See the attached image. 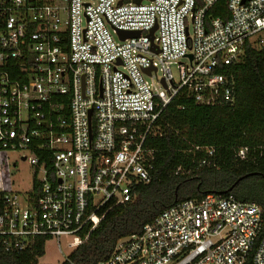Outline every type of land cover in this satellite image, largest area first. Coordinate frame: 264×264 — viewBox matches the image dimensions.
I'll return each mask as SVG.
<instances>
[{
	"label": "built area",
	"instance_id": "obj_1",
	"mask_svg": "<svg viewBox=\"0 0 264 264\" xmlns=\"http://www.w3.org/2000/svg\"><path fill=\"white\" fill-rule=\"evenodd\" d=\"M137 1L0 0V151L23 153L34 170L24 194L0 181L4 252L33 251L44 238L65 255V237L74 252L84 229L152 181L164 109L179 96L233 104L230 71L247 45L264 50V0H228V19L210 15L220 0ZM195 151L200 167L216 166L215 148ZM99 264H264V210L233 194L186 200Z\"/></svg>",
	"mask_w": 264,
	"mask_h": 264
},
{
	"label": "trees",
	"instance_id": "obj_2",
	"mask_svg": "<svg viewBox=\"0 0 264 264\" xmlns=\"http://www.w3.org/2000/svg\"><path fill=\"white\" fill-rule=\"evenodd\" d=\"M227 2L220 0L210 15L228 19ZM230 72L236 81L233 104L205 107L179 96L164 109L162 136L150 141L155 150L152 181L139 187L135 202L113 208L90 234V226L84 229L80 235L88 239L70 255L71 263L63 264L104 262L121 239L142 234L166 209L210 193L233 194L264 210V50L247 45ZM196 147L215 148L216 166L200 167L204 152ZM245 147L248 158L238 160V150ZM46 241L40 238L33 251L20 254L0 246V264H40Z\"/></svg>",
	"mask_w": 264,
	"mask_h": 264
},
{
	"label": "rangeland",
	"instance_id": "obj_3",
	"mask_svg": "<svg viewBox=\"0 0 264 264\" xmlns=\"http://www.w3.org/2000/svg\"><path fill=\"white\" fill-rule=\"evenodd\" d=\"M145 1V4H149ZM117 41L118 38L115 37ZM187 63V61H184ZM174 77L178 78V69L173 67ZM151 84L152 79L146 78ZM23 153L0 151V181L7 189H13L21 194L32 189L34 181V170L29 161H22ZM72 237H65L61 239V246L65 249V255L59 252L58 242L55 239H50L46 243L45 254L39 259L40 264H63L66 258L73 252V248L67 249L68 242H72Z\"/></svg>",
	"mask_w": 264,
	"mask_h": 264
},
{
	"label": "water",
	"instance_id": "obj_4",
	"mask_svg": "<svg viewBox=\"0 0 264 264\" xmlns=\"http://www.w3.org/2000/svg\"><path fill=\"white\" fill-rule=\"evenodd\" d=\"M141 0H138L136 3H140ZM157 30V27H155L154 29H152L150 31L149 37L151 38V41L154 42V34ZM119 36L121 37L122 40L128 39V38H134V37H139L140 36V32H128V31H118ZM153 49H155V46L153 44ZM151 69L146 70V73H150ZM23 160H25V158H23ZM248 176L242 177L240 178L236 184H238L240 181H242L243 179H245ZM236 184L230 189V191H232L234 189V187L236 186Z\"/></svg>",
	"mask_w": 264,
	"mask_h": 264
}]
</instances>
